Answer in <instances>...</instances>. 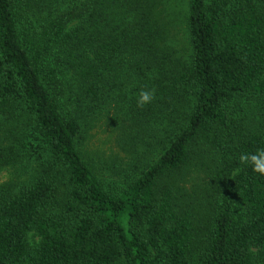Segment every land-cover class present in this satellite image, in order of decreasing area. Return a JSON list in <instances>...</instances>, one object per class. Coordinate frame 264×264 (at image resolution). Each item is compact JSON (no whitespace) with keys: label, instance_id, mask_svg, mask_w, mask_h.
I'll list each match as a JSON object with an SVG mask.
<instances>
[{"label":"trees","instance_id":"trees-1","mask_svg":"<svg viewBox=\"0 0 264 264\" xmlns=\"http://www.w3.org/2000/svg\"><path fill=\"white\" fill-rule=\"evenodd\" d=\"M186 5L0 0V264H264V0Z\"/></svg>","mask_w":264,"mask_h":264},{"label":"rangeland","instance_id":"rangeland-1","mask_svg":"<svg viewBox=\"0 0 264 264\" xmlns=\"http://www.w3.org/2000/svg\"><path fill=\"white\" fill-rule=\"evenodd\" d=\"M187 1L188 0H163L167 8L165 16H167V19H169L170 16H172L174 22L172 24L171 37L174 38L175 40L174 39L172 40L175 42V44H180L181 46L185 45L184 41L186 40L183 20L185 18V14L187 13V5H186ZM96 132L97 133L95 137V144L101 147V151L104 153V156L105 155L109 156V154L111 153V151H113L114 148V144H113L114 141L112 137L110 139L108 137V133L103 134L102 129ZM0 171H7L9 173L8 168H2L0 169ZM203 179L204 178H201V180Z\"/></svg>","mask_w":264,"mask_h":264},{"label":"clouds","instance_id":"clouds-1","mask_svg":"<svg viewBox=\"0 0 264 264\" xmlns=\"http://www.w3.org/2000/svg\"><path fill=\"white\" fill-rule=\"evenodd\" d=\"M154 97V93L151 90L140 91L136 103L138 107L150 103ZM240 163L251 167L254 173L264 176V149H259L252 154H243L240 156ZM9 178L7 171H0V183L6 181Z\"/></svg>","mask_w":264,"mask_h":264}]
</instances>
